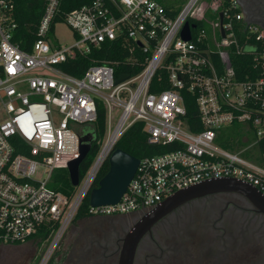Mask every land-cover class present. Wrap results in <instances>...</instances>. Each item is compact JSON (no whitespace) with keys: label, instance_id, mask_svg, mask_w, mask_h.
Listing matches in <instances>:
<instances>
[{"label":"built area","instance_id":"1","mask_svg":"<svg viewBox=\"0 0 264 264\" xmlns=\"http://www.w3.org/2000/svg\"><path fill=\"white\" fill-rule=\"evenodd\" d=\"M43 1L38 38L25 50L13 41L14 6L0 0V244L38 243V229L57 223L36 262L47 264L117 140L136 121L149 143L174 147L140 158L120 199L89 206L90 216L149 212L175 191L211 178H235L264 194V152H258L264 32L236 0H185L176 11L165 0H92L55 23L60 0ZM61 22L69 42L55 33ZM185 22L189 39L181 36ZM106 41L121 42V59L93 62L81 76L63 69ZM232 53L250 57L258 73L238 79ZM121 65L139 69L128 73ZM183 91L195 96L198 130L184 118ZM98 103L105 107L104 135L67 196L49 182L53 170L79 156V137L87 132L81 127L96 120Z\"/></svg>","mask_w":264,"mask_h":264},{"label":"flooded vegetation","instance_id":"2","mask_svg":"<svg viewBox=\"0 0 264 264\" xmlns=\"http://www.w3.org/2000/svg\"><path fill=\"white\" fill-rule=\"evenodd\" d=\"M236 1L244 18L264 32V0ZM146 214L90 216L98 233H79L69 264H117L124 239ZM28 261L26 253L18 264ZM132 264H264V214L235 192L193 198L145 227Z\"/></svg>","mask_w":264,"mask_h":264},{"label":"trees","instance_id":"3","mask_svg":"<svg viewBox=\"0 0 264 264\" xmlns=\"http://www.w3.org/2000/svg\"><path fill=\"white\" fill-rule=\"evenodd\" d=\"M12 2L14 6L13 16L17 23V29L13 37V41L16 42L20 48L29 49L31 43H33L37 38V26L41 19V15L45 6L43 0H8ZM92 0H60L59 7L54 17V23L62 21L64 16L71 10L78 8L82 5L89 4ZM177 3L175 0H165V6L170 8L172 6L176 7L173 11L177 10ZM175 13V12H174ZM53 23L51 26V32ZM121 42L118 41H106L101 44L98 48H91L90 52L86 54H76L73 58L69 59L63 63V69L74 75L81 76L85 69L93 62L111 61L115 59H121L123 57V51L121 50ZM232 67L235 71L236 77L238 79L246 78V74L251 70L255 74L258 73L257 68L252 65L251 58L246 56V54L232 53L230 55ZM120 70L126 71L128 73H135L138 71L139 67L130 68L125 65L118 66ZM161 88H166V85H162ZM151 90H156L151 86ZM183 100L185 105V115L184 118L189 124L191 129H199V125H192V120H197V108L195 104V96L189 91H183ZM82 130L90 131L93 135V140L90 149L86 156L82 159L79 164V176H82L84 171L89 166L93 157L95 156L99 143L104 135L105 130V107L103 104H97V117L96 120L88 125L82 126ZM16 145V142H15ZM173 144H151L147 141V135L143 129V123L141 121L134 122L129 126L123 134L119 137L115 144V148H120L121 150L131 154L132 156L140 159L144 156H150L165 152L173 148ZM16 152H25L21 147L16 148ZM258 152H264V142H261L258 147ZM246 155L247 153L244 152ZM264 165V162H263ZM108 169L107 160L104 162L98 176L93 182V186L97 185L98 180L106 173ZM49 186L54 190L60 191L67 196H70L74 190L69 180V175L66 169L57 168L53 170L51 181ZM89 193L83 198L74 221L79 219H87L90 217L89 210ZM57 227V223L52 222L47 225H42L37 233L33 236L37 242L46 241L51 232ZM49 264L53 263V258L50 260Z\"/></svg>","mask_w":264,"mask_h":264},{"label":"water","instance_id":"4","mask_svg":"<svg viewBox=\"0 0 264 264\" xmlns=\"http://www.w3.org/2000/svg\"><path fill=\"white\" fill-rule=\"evenodd\" d=\"M181 36L189 39V25L184 23ZM122 75L118 80L125 78ZM93 135L87 131L79 137V156L68 162L66 170L72 186L78 183L79 164L88 153ZM108 169L98 180L97 185L89 191V205L98 206L116 203L128 183L133 177L139 163V159L131 154L114 148L108 159ZM216 192H235L247 198L257 211L264 214V194L251 183L243 182L235 178H211L189 185L175 191L163 199L154 209L147 212L142 221L135 225L124 239L117 264H132L134 247L145 227L157 220L166 212L193 198L201 197Z\"/></svg>","mask_w":264,"mask_h":264},{"label":"rangeland","instance_id":"5","mask_svg":"<svg viewBox=\"0 0 264 264\" xmlns=\"http://www.w3.org/2000/svg\"><path fill=\"white\" fill-rule=\"evenodd\" d=\"M181 6L185 0H175ZM55 33L61 42L71 41V32L63 22L57 23ZM242 141V140H241ZM45 175L43 169H40V175ZM96 222L93 219H79L70 222L65 232L58 240L54 250L48 261L54 257L55 264H69L67 257L75 255L73 252V243L77 240L79 233L87 229H92L98 233ZM48 241L35 243L34 241H27L24 244H0V264H18L24 254H29L28 264H36L39 257L44 253ZM67 260V261H66Z\"/></svg>","mask_w":264,"mask_h":264},{"label":"crops","instance_id":"6","mask_svg":"<svg viewBox=\"0 0 264 264\" xmlns=\"http://www.w3.org/2000/svg\"><path fill=\"white\" fill-rule=\"evenodd\" d=\"M175 6H177V5H175ZM172 7H173L174 9L176 8V7H174V6H172ZM177 7L179 8L180 6H177ZM178 8H177V9H178Z\"/></svg>","mask_w":264,"mask_h":264}]
</instances>
